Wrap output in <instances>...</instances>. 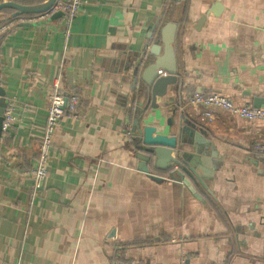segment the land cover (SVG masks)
Masks as SVG:
<instances>
[{"label":"crops","instance_id":"0c3cea01","mask_svg":"<svg viewBox=\"0 0 264 264\" xmlns=\"http://www.w3.org/2000/svg\"><path fill=\"white\" fill-rule=\"evenodd\" d=\"M215 1L87 0L69 23L2 35L0 88L15 119L0 136V264H178L180 253L186 264H264V153L254 149L264 121L185 107L198 92L264 108V0H219L218 15ZM166 16L178 24V85L141 123L174 134L181 115L196 122L200 143L186 136L180 148L193 191L171 175L177 166L138 169L128 133L146 105L134 68ZM54 81L79 94V115L56 125L35 189L28 171Z\"/></svg>","mask_w":264,"mask_h":264},{"label":"water","instance_id":"95a60500","mask_svg":"<svg viewBox=\"0 0 264 264\" xmlns=\"http://www.w3.org/2000/svg\"><path fill=\"white\" fill-rule=\"evenodd\" d=\"M55 1L56 0H43L38 3L22 4L14 0H2L0 1V15L1 11L4 9L12 10L9 17L44 13L52 7ZM221 10L222 5L219 0L211 3L208 8V11H211L214 15H218ZM205 16L206 15L204 14L198 19L196 28L202 24ZM60 17L61 13L57 11L50 16V19H57ZM177 27L178 24L171 21L160 25L156 40L149 50L148 57L146 59H141L143 68L139 72L138 66H141V63L134 68V75L139 76V79L143 84L142 91L145 90L146 105L144 108L138 109L142 106L141 103H138L139 107H137L136 110L137 117L133 120V125L128 133L131 136V143L137 150L134 156L138 159V169L147 174H151L152 169L166 171L177 166L178 169H173L171 175L175 178L178 177L181 179L185 182L190 191H193L189 182L184 178V173L194 174L195 172L191 167L194 163L188 162L189 160L185 158L187 156L186 153L180 151V148L186 143V136H189L194 139L195 142L200 143L201 139L199 131L196 129V127H198L196 122H190L182 113L183 115H181L177 132L174 134H165L157 131L155 125H145L141 123L147 107L150 106L151 108H156L158 106L156 103V97H162L165 95L168 86H171V90L172 87L175 88V85H178L179 72L174 49ZM150 55H153L152 59L149 58ZM163 71L164 73H161ZM0 97L1 136L3 131L4 111L7 107L4 100V92L1 88ZM255 107H259V105L256 104ZM171 123L172 122H168V125H171ZM201 133L204 134L202 131ZM172 153L175 155H172ZM150 176L159 179L156 175Z\"/></svg>","mask_w":264,"mask_h":264},{"label":"built area","instance_id":"2783aa9c","mask_svg":"<svg viewBox=\"0 0 264 264\" xmlns=\"http://www.w3.org/2000/svg\"><path fill=\"white\" fill-rule=\"evenodd\" d=\"M86 2L87 0H56L47 12L12 17L0 24V38L7 31L18 27L20 24L47 20L57 11L61 13L60 19L65 23H69L72 17L81 12ZM8 103L4 111L3 130L10 128L15 119L12 111L13 103L12 101ZM79 103L80 96L78 93L71 92L67 96L62 95L59 91L58 81H54L48 94L46 121L43 127L42 137L37 146L38 154L35 165L28 171V175L35 189H39L42 186L47 175L49 151L56 125L65 114L77 117L79 115ZM187 106L204 108L202 112L203 118H210L213 109H221L231 115L243 117L250 121H264V108L253 107L247 104L236 105L229 97L217 93L201 94L194 92L187 98L185 107ZM254 149L260 153H264V138L254 145ZM178 264H186L183 253H180Z\"/></svg>","mask_w":264,"mask_h":264},{"label":"trees","instance_id":"16d2710c","mask_svg":"<svg viewBox=\"0 0 264 264\" xmlns=\"http://www.w3.org/2000/svg\"><path fill=\"white\" fill-rule=\"evenodd\" d=\"M16 2H19V3H22V4H32V3H38V2H41L43 0H14ZM186 7H187V4H186ZM12 10H9V9H4L1 11V15H0V24L6 20H9L11 19L12 17H9L10 13H11ZM168 17L169 16H166L165 20H168ZM169 21V20H168ZM167 21V22H168ZM173 21V20H172ZM177 23V22H176ZM143 87H141V92L145 93V90L142 91ZM146 95V94H145Z\"/></svg>","mask_w":264,"mask_h":264}]
</instances>
